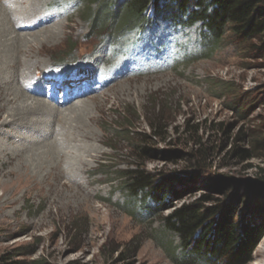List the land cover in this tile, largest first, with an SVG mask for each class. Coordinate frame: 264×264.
<instances>
[{"label": "rangeland", "instance_id": "374dc122", "mask_svg": "<svg viewBox=\"0 0 264 264\" xmlns=\"http://www.w3.org/2000/svg\"><path fill=\"white\" fill-rule=\"evenodd\" d=\"M38 1L43 16L63 25L49 29L59 34L38 45L41 50L21 56L30 67L20 73L43 83L34 98L54 106L72 96L84 101L79 112L88 130L82 138L76 123L63 131L80 140L58 146L67 152L59 161L58 182L0 186V264H197L165 219L205 196L237 205V222L250 221L264 231V149H252L264 142V105L245 113L233 106L241 100L251 106L264 93V60L252 58L231 34L210 40L200 23L184 29L161 22L144 43L130 33L108 45L107 29L92 35L86 21L91 8L77 0ZM3 2L1 10L10 14ZM92 135L97 142L90 141ZM198 143L208 153L202 172L189 156ZM143 147L152 155L141 154ZM238 148L262 159L243 158ZM83 150L93 156L85 168ZM68 157L79 174H71ZM5 162L0 154V170ZM137 166L158 180L179 176L173 186L183 198L167 194L166 205L148 213L123 189L124 171ZM248 264H264V234Z\"/></svg>", "mask_w": 264, "mask_h": 264}, {"label": "trees", "instance_id": "16d2710c", "mask_svg": "<svg viewBox=\"0 0 264 264\" xmlns=\"http://www.w3.org/2000/svg\"><path fill=\"white\" fill-rule=\"evenodd\" d=\"M77 1L85 8H91L86 12V21L92 27L93 36L107 29L103 41L108 45H116L119 39L130 33L141 35L137 42L144 43L149 31L161 22L184 29L200 23L201 28L209 33L210 40L219 42L231 34L239 45L248 49L252 58L264 60V0ZM93 4H97V10L92 8ZM257 103L264 105V93L251 106L243 100L233 106L239 113H245ZM120 130L124 131V126ZM153 137L157 134L154 133ZM198 146L189 156L202 172L207 167L208 153L201 143ZM253 148L264 149V142L253 143ZM138 150L141 154L152 155L146 147ZM236 154L243 158L262 159L261 155L239 148ZM123 174L124 191L130 198L140 199L148 213L166 205L167 194L173 193L175 200L183 198L181 190L173 186L180 178L176 174L158 180L141 166L128 169ZM201 202L183 204L165 219L166 226L179 238L182 249L193 252L191 256L199 259L195 261L197 264L252 262L264 234L263 227L250 221L237 222V205L218 203L212 196H205ZM203 204H210L211 207H204Z\"/></svg>", "mask_w": 264, "mask_h": 264}, {"label": "bare ground", "instance_id": "6f19581e", "mask_svg": "<svg viewBox=\"0 0 264 264\" xmlns=\"http://www.w3.org/2000/svg\"><path fill=\"white\" fill-rule=\"evenodd\" d=\"M3 1V7L10 14L1 10L0 3V154L7 158V162L2 165L3 170H0V186L4 187L10 183L19 185L24 183L30 186L36 182L43 184L56 182L59 176L57 173L59 161L67 153L63 154L58 146L68 147L69 141L80 140H77L76 136L72 139L66 138L68 134L63 135V131L73 128V123H76V129L80 134L83 132L81 138L87 133L88 126L84 119L81 121L83 114L79 112L85 102H75L73 101L75 97L72 96L65 100L61 99L60 103L54 106L47 100L34 98L35 94L41 92L43 83L38 84L37 76L32 73L20 72L24 67H30L26 61L23 65L21 56L30 54L33 48L40 49L38 45L44 46V40L56 38L59 33L49 29L63 24L55 25L51 17L42 15L41 8H38L39 11L36 9L43 1L27 0V4L24 5L21 0ZM40 28L49 31L29 36L30 38L21 35L26 31H39ZM32 58L35 60L34 57ZM33 60L31 62L36 66L37 63ZM69 105L71 107L65 108ZM60 108L65 109L60 110ZM4 115L5 117L7 115V119L3 117ZM58 123L63 124L62 129L57 128ZM6 129L9 130L8 134L5 132ZM88 134L90 135L89 131ZM90 138L91 142H97L94 135ZM92 146L93 144L89 148ZM83 153L86 154L87 150H83ZM91 157L93 156L89 153L82 156L80 165L85 168L87 159ZM66 159L71 174H79V167L72 162L73 159L70 157ZM5 179L10 181H4ZM63 183L65 184V181ZM78 184L81 183L75 181V185Z\"/></svg>", "mask_w": 264, "mask_h": 264}]
</instances>
